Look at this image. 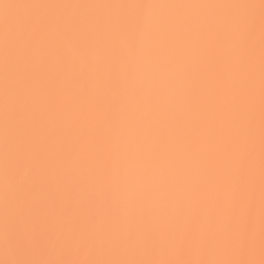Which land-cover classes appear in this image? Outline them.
<instances>
[{"label":"snow or ice","instance_id":"obj_1","mask_svg":"<svg viewBox=\"0 0 264 264\" xmlns=\"http://www.w3.org/2000/svg\"><path fill=\"white\" fill-rule=\"evenodd\" d=\"M0 264H264V0H0Z\"/></svg>","mask_w":264,"mask_h":264}]
</instances>
